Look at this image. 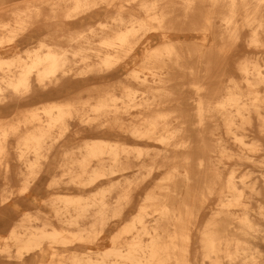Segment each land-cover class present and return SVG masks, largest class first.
Masks as SVG:
<instances>
[{"label":"bare ground","instance_id":"bare-ground-1","mask_svg":"<svg viewBox=\"0 0 264 264\" xmlns=\"http://www.w3.org/2000/svg\"><path fill=\"white\" fill-rule=\"evenodd\" d=\"M0 264H264V0H0Z\"/></svg>","mask_w":264,"mask_h":264},{"label":"rangeland","instance_id":"rangeland-1","mask_svg":"<svg viewBox=\"0 0 264 264\" xmlns=\"http://www.w3.org/2000/svg\"><path fill=\"white\" fill-rule=\"evenodd\" d=\"M15 183V181H13ZM103 247V246H102Z\"/></svg>","mask_w":264,"mask_h":264}]
</instances>
